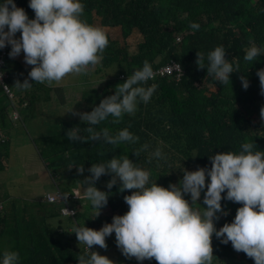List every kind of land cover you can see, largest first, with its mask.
I'll use <instances>...</instances> for the list:
<instances>
[{
    "label": "trees",
    "instance_id": "1",
    "mask_svg": "<svg viewBox=\"0 0 264 264\" xmlns=\"http://www.w3.org/2000/svg\"><path fill=\"white\" fill-rule=\"evenodd\" d=\"M14 3L25 10L29 19L34 18L33 10L28 7L29 0H14ZM82 3L85 6L82 19L91 25L101 27L107 33L109 44L104 50L102 62L94 70L88 68L85 74H69L59 82V85L51 87L46 84L37 85L40 90H36V93L41 90L49 93L43 97L44 100H48L46 102L48 104L52 98V88H56L57 91V87L71 84L65 92L70 97L69 106L72 111L69 117L72 120L54 122L62 126L61 131H58V135L46 136L43 142L44 156H48L46 151H52L53 154L49 161L65 158V162L74 168L75 180L79 182L83 175L77 172V167L83 166L84 172H88L87 167L92 164L105 162L113 156H128L141 168L149 170L150 181L154 178L162 183V187L167 188L169 184H177L182 180L183 170L195 171L198 167L205 166L210 169L209 157L227 151L239 152L244 142H254L256 144L254 150L264 151V119L261 115L253 116L256 105L264 106V96L261 95V86L256 75L259 69L264 68V56L254 62L243 60L244 54L252 44L264 46V0H82ZM191 23L199 24V29H191L189 27ZM136 35L138 40L134 43L138 51L131 54L128 47L121 42H132ZM15 36L20 37V33L17 32ZM179 36L182 38L177 42ZM219 45L226 49L225 59L239 65V71L230 75V84L227 85L215 81L213 76L207 74L206 69L198 68L196 63L198 51L204 54V63L207 66V54ZM21 58L24 59L23 52ZM145 60L150 62L157 73L155 80L148 82L158 84L150 101L147 104L141 102L135 114L124 115L118 123H113L110 117L101 124L92 126L96 131L107 128L113 135L121 129L128 128L139 138L138 141L115 146L101 141H70L67 136L70 129L85 139L89 136L86 130L89 127L88 123L81 121L79 115L73 113L91 112L102 99L113 95L115 87L123 83L133 70L142 67ZM174 65H179L180 70L165 71V68ZM18 66L8 59L3 69L6 75L5 84L0 86L4 88L7 84L16 97L10 100L6 94L0 95V100L4 99L5 102L0 111V135L10 134L14 128L7 107L12 104L23 105L27 96V94L22 96L23 91L14 88L24 70L17 68ZM32 67L28 65L29 71ZM241 76L249 83L246 90L242 87ZM36 93L32 92L35 99L39 98ZM56 102L60 109L63 103L59 98H56ZM51 124L43 123V126L48 128ZM33 127L34 131L30 128L34 135L38 136L39 125ZM144 144L149 145V148L140 150ZM156 147H160L165 153L167 157L165 160L151 157L150 153ZM10 148L9 145H0V203L7 206L10 211L11 207L13 209L11 218L7 212H0L3 247L12 244L13 250L19 251L18 242L15 243L10 237L9 227L15 230L17 238L22 235L23 230L29 232L31 227L32 239L40 235L38 238L40 242L50 246L44 232L47 230L51 242L54 243L51 246L61 251L53 254L42 251L36 245L37 241L35 245L29 246L27 251L37 255L35 261L38 264H63L66 256L61 252L77 248L63 246L73 237L74 242L77 240L74 233L69 231L68 234L64 230V218L74 216L72 222L92 227L98 222L96 211L84 210L81 201L76 200L73 194H69L64 203L48 205L46 192L38 191L36 179L35 182L23 179L19 183L20 187L26 186L32 195L29 197L32 205L28 206L33 209L35 206L37 214H40L39 206H50L46 217H50L56 224L60 223L57 230L44 229L46 220H42V225L39 226L36 220L34 221L31 208L24 209L21 206L19 194L12 197L11 192L2 191V186L12 183L9 178L14 172V165L9 163L12 164L13 157L11 160L10 156L14 155L11 154ZM81 151L87 155L82 158L76 157V152ZM137 151L139 154L135 156L134 152ZM69 153L72 158L66 157ZM5 160L9 163H5ZM57 186L54 184L52 192L57 190ZM111 193L114 196L119 194V191L112 190ZM36 194L39 196H34ZM122 195L130 194L124 191ZM221 195L223 197L225 193ZM185 199L190 201V196H185ZM202 201L203 192L198 200L199 204L203 205ZM221 205L228 215L217 213L220 215V219L215 222L217 230L225 223H231L236 210L242 206L223 199ZM122 208L128 210L124 198L118 199L114 205V210L120 211L117 214L122 212ZM64 209L75 211L76 214H66ZM1 234L0 247L3 244ZM64 236L67 237L61 242L58 237ZM23 239L28 245L31 244L29 236L24 235ZM212 248L213 264H254V260L245 253L236 252L231 242L222 244L214 234ZM126 259L118 252L114 264H126ZM145 263L146 260L138 262ZM148 264L158 262L153 258Z\"/></svg>",
    "mask_w": 264,
    "mask_h": 264
},
{
    "label": "clouds",
    "instance_id": "2",
    "mask_svg": "<svg viewBox=\"0 0 264 264\" xmlns=\"http://www.w3.org/2000/svg\"><path fill=\"white\" fill-rule=\"evenodd\" d=\"M28 7L34 12L33 19H29L25 10L17 7L14 0H0V85L5 84L3 69L8 59L18 64L17 68L24 69L21 76L24 73L28 77L20 83L19 76L14 88L21 91L30 89L33 84L51 86L69 74H85L88 68L94 70L102 62L109 39L101 27L82 19L85 7L82 0H29ZM189 27L198 30L200 25L191 23ZM17 32L20 33L19 39L14 38ZM22 52L27 66L20 64ZM225 54L223 45L216 46L207 54L205 66L204 54L198 51L196 53L198 68L206 69L207 74L222 85L230 84V75L239 71V65L226 60ZM261 56H264V46L252 44L243 60L254 62ZM28 65L33 66L31 71ZM166 69L170 72L174 69L179 71L180 67L174 65ZM156 74L150 62L145 60L142 67L133 70L123 83L115 87L113 95L102 99L91 112L73 113L79 115L81 121L88 123L86 130L89 136L85 139L70 129L68 139L101 141L113 146L136 143L139 138L128 128L113 135L107 128L96 131L92 126L99 125L110 117L113 123H118L124 115L135 114L138 105L141 102L147 104L156 92L158 84H148L155 80ZM256 75L261 95L264 96V68L259 69ZM240 80L246 90L249 87L248 81L243 76ZM0 87V95L4 93L10 100L16 97L7 84L4 88ZM4 103V99L0 100V111ZM26 103L30 104L29 101H24L23 105L12 104L7 107L9 119L14 124L12 130L20 129L23 120L21 113L24 114L25 108L19 114L10 110L24 107ZM256 108L257 116L261 115L264 119V106L256 105ZM11 133L0 135V145L11 146L10 152L15 144L22 143L23 136V133L20 134L13 144ZM148 148L149 145L144 144L140 150ZM255 148L254 142H244L239 152L214 154L209 157L210 169L205 166L198 167L195 171L183 170L182 180L177 184H169L167 188L162 187V183L154 178L150 181L149 170L141 168L128 156H113L105 162L87 167L88 172H84L83 166L76 168L83 175L79 182L75 180L80 183L77 193L57 186V190L46 194V200L48 205L64 203L67 196L73 194L76 200L81 201L84 209L96 211L99 220L96 222L94 219L95 230L94 226L91 229L74 222L71 232L77 238V242H74L73 237L77 248L75 247L73 254L79 255L78 264H113V261L100 255L94 248V245L106 248V237L113 233L122 255L126 258L134 257L138 262L154 258L158 264H213L214 234L222 244L231 242L236 252L245 253L254 260V264H264V151L254 150ZM138 154L139 151L134 152L135 156ZM150 155L157 160L167 158L160 147H156ZM42 163L48 166L46 161L42 160ZM9 164L13 165V161ZM32 167L33 164L26 166L25 171ZM12 176L13 174L9 179L12 180ZM108 177H112L111 180ZM23 179L34 180L36 177L24 174L20 180ZM106 187L118 190L119 194L113 196L112 190L105 189ZM124 191L130 195H122ZM202 192L203 205L197 203ZM222 193H225L223 197ZM185 196H190V201ZM122 198L128 206V210L122 208V212L126 213L114 216L110 224L106 223L97 230L102 219L99 214L114 210L116 201ZM222 199L242 206L236 210L231 223H225L217 230L215 222L220 219V215H228L222 208ZM64 211L66 214H76L75 211ZM0 212H7L10 218L13 215V209L10 211L2 203ZM114 212L117 214L120 211ZM71 218L74 219V216ZM9 231L10 237L17 243L15 230L9 227ZM2 239L0 264H21L19 252L13 250L12 244L3 247L4 238Z\"/></svg>",
    "mask_w": 264,
    "mask_h": 264
},
{
    "label": "rangeland",
    "instance_id": "3",
    "mask_svg": "<svg viewBox=\"0 0 264 264\" xmlns=\"http://www.w3.org/2000/svg\"><path fill=\"white\" fill-rule=\"evenodd\" d=\"M121 36V35H119ZM138 35H136L132 42L129 41L128 43H122L125 46L128 47V50L130 51L131 54H136L138 51V48L136 47V43H134L135 41L138 40ZM15 39H19L17 36L14 37ZM141 38V37H140ZM182 38V36H179L178 39L176 40L177 42L180 41V39ZM157 63H159V60H157ZM21 66H27V64L24 62V59H22L20 61ZM183 75V72L181 73ZM182 75H178L179 77H181ZM98 78V76H97ZM32 83V82H29ZM63 83V82H61ZM59 83H54L53 85H56ZM51 85V86H53ZM50 86V87H51ZM71 86V84L67 83L64 84L62 87L57 88H52V98L50 100V102L48 104H46V102L48 100H44L43 97L48 96L49 93L47 92H42L41 91H37V95H39V98L35 97L32 95L31 92V88L28 90H23L22 92V96L24 94H27V96L24 98V101H29L31 104L32 101V107L35 109V119L29 120L28 126L29 127H25L24 125L21 124L20 130L19 132H23V136H22V143L20 144H15L14 145V149L11 152V154L13 153V165H14V172H13V176H12V183H7V186H2V191L3 192H17V193H22L24 195L30 194V189H27L26 186H22L20 187V178L22 175H24L25 172V168L26 166H31L33 164V158L36 159L35 165L36 168L40 171L37 172L36 174V185H37V189L39 190H43L44 192L49 193L53 190L54 188V184H57L58 186H60L61 188L65 189L66 191H70V192H74L77 193L80 189V183L75 181V177H74V168L72 166H69L66 162H65V158L60 159L58 161H49L48 159L53 155L52 151H46V153H48V156H44V151H43V142L45 141V137L46 136H53V135H58V131H61L60 128L62 127L61 125H59V123L54 124V122H60V121H64V122H68L71 121L72 119L69 117V113L72 111V109L70 108L71 106H69V101H70V97L67 95V93L65 92V90L67 88H69ZM45 98V97H44ZM56 98H59L61 100V102L63 103L62 107L60 109H58V105L56 102ZM38 101L40 102V108L38 109ZM70 108V110H69ZM41 110L44 113V117L41 119L42 113ZM257 108L255 107V112L253 114V116H257ZM49 114V116H48ZM252 116V117H253ZM50 121V123L52 122V124L48 127V128H43V123ZM39 124V129H38V136L34 135V125ZM33 128V131L31 128ZM49 134V135H46ZM33 136V137H32ZM60 136V133H59ZM34 138V141H33ZM74 151V150H73ZM72 152V151H71ZM77 155H75L76 157L82 158L85 157L87 154L84 151L81 152H76ZM67 158H72L71 154L69 153L68 155H66ZM43 161H46L47 163V167L49 169H52L51 172L48 170V168L42 163ZM61 162V163H60ZM60 163V164H59ZM65 163V164H64ZM112 177H108V180H111ZM10 181V180H9ZM103 182V181H102ZM117 182H119V179H117ZM104 183V182H103ZM34 196H39V195H34ZM23 199H26L25 197L22 198V200L20 201L21 206H23V208L25 209L26 207L31 208L30 206H28V204L32 205L29 199H26L25 201H23ZM197 203L199 204V202L197 201ZM50 206L47 205H42V207L39 206L38 210L40 211V214H37L36 212V207L34 206V209L31 208V210L33 211V215L34 218L37 222V224L39 226H41V222L42 220H46V225L44 227V229H49V230H57L59 229L60 223L56 224L52 221V219H48L46 217ZM83 210V208H82ZM84 210H89V209H84ZM126 213V211H123L119 214H116V212H114V210H110L109 213H101L99 214V217L102 218L100 222V224L97 227V230H100L104 224L108 223L110 224L112 222V218L114 216L117 215H124ZM99 220V219H98ZM73 218L70 217H66L64 218V230H66L69 234V231H72L73 227L75 226V223L72 222ZM83 226V225H82ZM95 230V226L94 229ZM29 232H32L31 227H29ZM45 232V237L48 241H50V245H54L53 242H51V238L49 235V232H47V230H44ZM68 236V235H67ZM67 236L62 237H58V239L62 241L65 240V238ZM106 245L107 247L102 249L97 245H94V248L97 252H99L100 255L102 256H106L107 258H109L111 261H113V264L115 262V256L116 254L120 251V249L117 247L116 242H115V234H111L109 237H106ZM65 243V242H64ZM63 246L65 247H71V248H75L77 247V245L75 244H70L69 242H66L65 244H63ZM59 250H57L56 252H58ZM68 250L62 251V254H66ZM60 253V254H61ZM59 254V255H60ZM152 260V259H151ZM137 260L133 257V258H127L126 259V264H134ZM147 263L150 261H148L146 259ZM142 262H145L142 261ZM145 263V264H147ZM136 264H138V261L136 262Z\"/></svg>",
    "mask_w": 264,
    "mask_h": 264
},
{
    "label": "crops",
    "instance_id": "4",
    "mask_svg": "<svg viewBox=\"0 0 264 264\" xmlns=\"http://www.w3.org/2000/svg\"><path fill=\"white\" fill-rule=\"evenodd\" d=\"M25 79H28V77L23 73V75L21 76V80L19 81L20 83H23V81L25 80ZM36 90H40L39 89V87L37 86V85H35V84H33L32 85V87H31V92H36ZM24 104V103H23ZM23 108H25V112H24V114H22L21 113V119H23L22 120V125H24L25 127H28V123H29V120H32V119H35L36 117H35V109L32 107V105L31 104H29V103H26L25 105H24V107H20V108H18L17 110H14V109H11L10 110V112H12V113H18L19 114V112L23 109ZM40 108V102L38 101V109ZM41 113H42V116H41V119L44 117V113H43V111L41 110ZM48 116H49V114H48ZM46 123V122H45ZM47 124H50V121H48L47 122ZM19 130L20 129H18V130H16V129H14V130H12L13 132L11 133V136H12V143L14 144L15 143V141H16V138H18L19 136H20V134H22L23 132H19ZM5 134H7V133H5ZM12 157L13 156H11V160H12ZM32 159H34L33 160V166L34 167H32V168H30L29 170H27V171H25V175L26 176H36V174H37V172H39L40 173V171L35 167V158H33L32 157ZM37 171V172H36ZM51 172V171H50ZM10 181H12L11 179H10ZM34 182H35V179H34ZM14 194H16L17 196H18V194L20 195V199L22 200V198H26V199H29V197L30 196H32L31 195V193L30 194H28V195H26V196H24L23 194H20V193H17V192H14V193H11V196L12 197H15L14 196ZM26 199H23V201H25ZM11 209H12V207H11ZM49 219H51L50 217H48ZM12 220V219H11ZM34 221H35V219H34ZM86 227V226H85ZM87 228H91L92 229V227H87ZM0 234H1V232H0ZM3 234V233H2ZM2 234H1V236H2ZM24 235H27V236H29L30 237V241H31V244L30 245H28L25 241H24V239H23V236ZM33 234L32 233H30V232H27V231H25V230H23L22 231V235L21 236H19L18 238H17V242H18V248H19V251H17V252H19V254H20V260H21V264H38L36 261H35V258L37 257V255H32V253H30V252H28L27 250H28V247L29 246H31V245H35V243H36V241H37V243H36V245L42 250V251H47V252H49V253H54V252H56L57 250L56 249H54V247L53 246H49V245H47V244H42L41 242H40V240L38 239L39 238V236L40 235H36V238H34V239H32V236ZM3 237V236H2ZM4 238V237H3ZM69 243L70 244H74L73 243V239L71 240V241H69ZM66 248H69V247H66ZM65 248V249H66ZM70 249H74V248H71L70 247ZM59 251H61V250H59ZM74 251V250H73ZM73 251L72 250H68L67 252H66V254H65V256H66V261H65V263H63V264H78V261H77V259H78V256L79 255H75V254H73ZM94 251V250H93ZM31 256V258H29Z\"/></svg>",
    "mask_w": 264,
    "mask_h": 264
},
{
    "label": "built area",
    "instance_id": "5",
    "mask_svg": "<svg viewBox=\"0 0 264 264\" xmlns=\"http://www.w3.org/2000/svg\"><path fill=\"white\" fill-rule=\"evenodd\" d=\"M1 68H2V66H0V71H1ZM165 71L170 72V70H168V69H166ZM0 75H1V72H0Z\"/></svg>",
    "mask_w": 264,
    "mask_h": 264
}]
</instances>
